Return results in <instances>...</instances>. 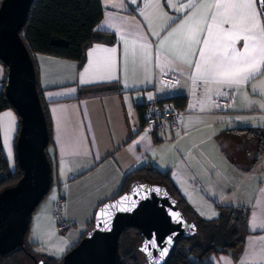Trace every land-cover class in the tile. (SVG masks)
<instances>
[{"label": "crops", "instance_id": "crops-1", "mask_svg": "<svg viewBox=\"0 0 264 264\" xmlns=\"http://www.w3.org/2000/svg\"><path fill=\"white\" fill-rule=\"evenodd\" d=\"M99 2L103 13L96 29L112 35L113 43L92 44L81 67L74 60L32 57L50 122L47 152L54 162L50 189L55 186L46 204L37 207L36 226L47 235L69 232L68 251L90 227L96 208L117 196L125 174L148 166L169 172L175 187L202 219L217 218L216 204L246 210V235L236 258L211 253L206 262L264 264V157L254 162L257 139L235 130L264 136V66L240 85L205 84L192 75L199 52L181 51L178 37L170 38L160 55L177 52L182 59L172 57V63L157 65L159 41L187 14L196 13L193 25L200 26V15L213 10L208 7L211 0H194L195 7L183 11L178 9L188 0H171L175 7L170 0ZM157 31L159 36L153 34ZM133 33L145 37L150 55L131 42ZM236 47L242 50L243 41ZM105 48L115 51L104 52ZM183 58L193 64L189 66ZM162 75L175 76L176 84H163ZM4 81L6 69L0 64V90ZM106 86L111 90L93 91ZM225 89L232 92V100L220 110L212 99ZM173 97L185 99V107L195 100L194 110L181 117L177 130L163 136L145 135L142 104ZM18 127L12 109L0 112L2 152L10 171L15 169ZM57 200L62 202L61 216L67 226L63 231L55 227L52 215Z\"/></svg>", "mask_w": 264, "mask_h": 264}, {"label": "water", "instance_id": "water-1", "mask_svg": "<svg viewBox=\"0 0 264 264\" xmlns=\"http://www.w3.org/2000/svg\"><path fill=\"white\" fill-rule=\"evenodd\" d=\"M33 1H0V63L6 69L5 97L19 119L15 159L21 172L14 185L0 191V259L19 248L25 249L32 214L52 183V168L46 154L49 132L37 91L35 67L20 37ZM257 7L264 13V0ZM261 19L264 24V16ZM125 196L130 201L110 208L107 216H100L105 205H116ZM131 201H135L134 206ZM128 207L130 211L121 210ZM170 213H178L179 220ZM129 229L138 231L141 241L137 251L147 264H165L176 242L198 233L197 226L185 217L166 187L133 182L125 192L96 208L91 228L62 256L59 264H122L120 240ZM153 240L155 247L151 243L146 246V242ZM29 256L34 264H43Z\"/></svg>", "mask_w": 264, "mask_h": 264}, {"label": "trees", "instance_id": "trees-1", "mask_svg": "<svg viewBox=\"0 0 264 264\" xmlns=\"http://www.w3.org/2000/svg\"><path fill=\"white\" fill-rule=\"evenodd\" d=\"M102 13L99 0H34L26 24L20 31V37L31 57L40 54L74 60L81 67L86 59V51L92 44H110L114 41L112 35L96 29V26L102 19ZM5 82H3L2 89L0 90V112L5 109H12L4 94ZM110 90L111 87L106 86L104 88H95L93 91L107 92ZM37 91L44 110L50 142L49 117L38 85ZM87 93H90V90ZM165 101L172 103L177 108L185 106V99L182 97H173ZM141 107H143V104ZM141 107H138L139 110ZM235 130L240 133L245 132L248 137L257 139V155L254 162L264 157V136L261 134L256 135L252 130L248 129L235 128ZM47 148L46 154L53 170L54 162L49 157ZM0 175H3L0 178V191L14 185L21 177V172L16 161L15 169L13 171L9 170L2 152L1 137ZM136 179L166 187L177 200L178 206L185 217L197 226V235L191 238L180 239L176 242L165 264H210L206 260L211 253H224L236 258L246 235L245 223L247 212L244 208L216 204L215 206L219 211L217 218L213 220L202 219L175 187L169 172H161L154 167L148 166H142L126 173L117 196L125 192ZM91 226L92 222L90 228ZM140 241L141 238L137 230L129 229L124 232L120 240L122 264L146 263L140 259V256L143 257V255L137 251L136 244ZM34 247V244H26L25 249L19 248L1 258L0 264L9 260L11 261V259L13 260V264H21L19 259H30L29 254L42 261L43 264L60 263L62 256L55 258L40 254L34 251Z\"/></svg>", "mask_w": 264, "mask_h": 264}, {"label": "snow or ice", "instance_id": "snow-or-ice-1", "mask_svg": "<svg viewBox=\"0 0 264 264\" xmlns=\"http://www.w3.org/2000/svg\"><path fill=\"white\" fill-rule=\"evenodd\" d=\"M259 3L260 0H211L208 2V7L213 10L200 15L199 20L202 22L200 26L193 25L196 13L185 15L181 23L159 41L157 65L162 67L163 64L172 63V57L182 59V56L177 52L160 55V51L165 50L170 38L178 37L177 45L181 51L186 49L192 53L199 52V60L195 61L196 71L192 74L194 80L199 79L205 84L219 83L228 87L240 85L249 80L264 66V24L261 22V16H264V13L258 9ZM170 6L175 7L174 4H171V0ZM194 7V0H188V3L178 10L183 11L185 8L191 10ZM165 18L166 20L172 19L167 16ZM201 33L204 35L201 36ZM153 34L160 35L158 31ZM132 35L135 38L131 42L150 55L151 45L146 42L145 37L138 33ZM240 40L243 41V48L238 51L236 45ZM128 43L129 41L125 40V44ZM196 45H200V47L196 48ZM102 50L104 52L115 51L107 48ZM91 54L90 52L89 55ZM183 62L189 66L193 64V61L187 58H183ZM108 64L110 66V62ZM190 107L192 106L190 105ZM128 201H130V197L125 196L116 205H105L101 209L100 216H107L110 208L118 207ZM131 204L134 206L135 201H131ZM121 210L130 211L131 207L121 208ZM170 214L174 219L179 220L178 213ZM105 226L107 227L106 223ZM168 242L171 243V238ZM148 243H151L153 247L156 246L155 240L146 242V246ZM165 253L166 250L161 254Z\"/></svg>", "mask_w": 264, "mask_h": 264}, {"label": "built area", "instance_id": "built-area-1", "mask_svg": "<svg viewBox=\"0 0 264 264\" xmlns=\"http://www.w3.org/2000/svg\"><path fill=\"white\" fill-rule=\"evenodd\" d=\"M160 80L168 86L174 85L177 82L176 77L173 75H162L160 76ZM231 100L232 92L225 89L221 94L213 97L212 103L220 110H223L231 104ZM190 105L189 107L177 108L172 103L166 101L150 100L145 102L141 111L143 133L148 136H163L177 130L181 117L188 111L194 110L196 105L195 100ZM61 212L62 202L61 200H57L52 215L60 231L65 229Z\"/></svg>", "mask_w": 264, "mask_h": 264}, {"label": "rangeland", "instance_id": "rangeland-1", "mask_svg": "<svg viewBox=\"0 0 264 264\" xmlns=\"http://www.w3.org/2000/svg\"><path fill=\"white\" fill-rule=\"evenodd\" d=\"M251 141L256 143L255 139H253ZM133 182H146V181L136 179ZM54 190H55V186L53 183L52 189L49 190L48 194L41 201L40 205L38 206L39 208H42L46 204L47 199L53 195ZM39 208H36V210L32 214L29 232L25 236V242L35 241L34 242V245H35L34 251H37L40 254L52 256L55 258H60L61 256H63L67 252L66 250L68 248H65V245H66V242H67V239L69 236V232H64L63 231L64 229H63V230H61L63 232H57V231L54 232L53 231V232L49 233L48 235L44 234L42 232L41 227L36 226V222H35L37 216H39V214H40ZM55 227L57 228V223H55ZM66 227L67 226L64 224V228H66ZM138 244L139 243L136 244V247L138 246ZM140 259L142 261L144 260L142 256H140ZM19 260H20L21 264H34L31 259L24 260L23 258H20ZM37 261L39 262L40 260L37 259ZM2 264H13V260L11 259V261L9 260L7 262H3ZM144 264H147V263H144Z\"/></svg>", "mask_w": 264, "mask_h": 264}]
</instances>
